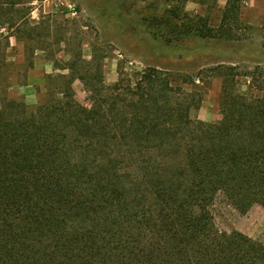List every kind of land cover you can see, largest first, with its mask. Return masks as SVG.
I'll list each match as a JSON object with an SVG mask.
<instances>
[{
    "label": "trees",
    "instance_id": "obj_1",
    "mask_svg": "<svg viewBox=\"0 0 264 264\" xmlns=\"http://www.w3.org/2000/svg\"><path fill=\"white\" fill-rule=\"evenodd\" d=\"M31 1L0 0V264H264V232L215 226L225 208L264 207V64L199 71L221 78L213 122L190 116L201 100L191 75L146 67L108 84L79 52L53 60L66 73L46 75L29 108L10 94L9 38L28 55L60 42L30 19ZM165 1L150 23L239 39L241 0H225L217 27L183 11L207 0Z\"/></svg>",
    "mask_w": 264,
    "mask_h": 264
},
{
    "label": "rangeland",
    "instance_id": "obj_2",
    "mask_svg": "<svg viewBox=\"0 0 264 264\" xmlns=\"http://www.w3.org/2000/svg\"><path fill=\"white\" fill-rule=\"evenodd\" d=\"M224 4L225 0H207L205 5L187 2L183 11L205 17L210 26L217 27ZM29 7L30 19L51 22L54 35L60 40L50 47L52 54L35 50L28 55L22 41L9 38L12 49L8 72L13 77L10 94L21 98L29 108L43 94L46 75L66 73L55 71L53 60L63 64L71 54L79 52L85 60L92 55L100 60L108 84L115 82L120 72L132 74L146 67L191 75L201 100L198 107L191 109L190 116L213 122L221 117V78L213 73L204 81L197 77L199 71L218 63L233 62L240 69L264 64V0L240 1L238 26L231 29L238 40L199 36L194 32L176 35L163 24L158 27L150 23L149 19L164 16L170 8L165 0H33ZM157 29L163 37H158ZM72 88L76 98L83 102L82 83L74 80ZM215 226L220 231H238L256 238L264 232V207L253 205L244 214L225 208L215 216Z\"/></svg>",
    "mask_w": 264,
    "mask_h": 264
}]
</instances>
